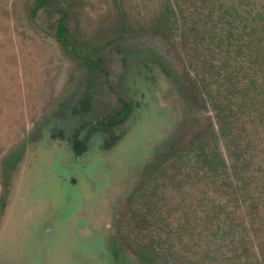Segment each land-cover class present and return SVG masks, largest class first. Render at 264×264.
<instances>
[{
  "label": "rangeland",
  "instance_id": "1",
  "mask_svg": "<svg viewBox=\"0 0 264 264\" xmlns=\"http://www.w3.org/2000/svg\"><path fill=\"white\" fill-rule=\"evenodd\" d=\"M61 1L70 33L100 48L107 74L76 112L85 70L56 39L59 11L0 0V264H145L123 227L131 196L171 146L213 134L231 169L220 114L181 43L154 30L175 0ZM122 100L124 118L106 123ZM250 136L247 163L264 193V141Z\"/></svg>",
  "mask_w": 264,
  "mask_h": 264
},
{
  "label": "trees",
  "instance_id": "2",
  "mask_svg": "<svg viewBox=\"0 0 264 264\" xmlns=\"http://www.w3.org/2000/svg\"><path fill=\"white\" fill-rule=\"evenodd\" d=\"M45 8L59 11L56 39L85 70L86 90L75 109L84 113L107 74L104 58L98 46L70 33L61 0H33L30 11ZM154 30L181 43L199 88L220 114L219 133L233 164L229 169L214 134L171 146L132 194L123 227L145 264H155L154 254L164 264H264V193L245 148L251 133L264 141V0H175ZM128 109L122 100L121 111L105 122L123 119ZM74 149L80 154L85 143L75 139Z\"/></svg>",
  "mask_w": 264,
  "mask_h": 264
},
{
  "label": "flooded vegetation",
  "instance_id": "3",
  "mask_svg": "<svg viewBox=\"0 0 264 264\" xmlns=\"http://www.w3.org/2000/svg\"><path fill=\"white\" fill-rule=\"evenodd\" d=\"M79 140H81V139H79ZM75 141V140H74ZM83 141V140H82ZM84 142V141H83ZM85 143V142H84ZM73 149H74V142H73ZM85 151V150H84ZM84 151H82L80 154H82ZM74 152L76 153V151H75V149H74ZM77 155H80V154H78V153H76Z\"/></svg>",
  "mask_w": 264,
  "mask_h": 264
}]
</instances>
